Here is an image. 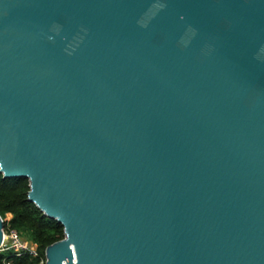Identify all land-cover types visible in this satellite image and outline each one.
Instances as JSON below:
<instances>
[{
  "label": "water",
  "instance_id": "obj_1",
  "mask_svg": "<svg viewBox=\"0 0 264 264\" xmlns=\"http://www.w3.org/2000/svg\"><path fill=\"white\" fill-rule=\"evenodd\" d=\"M0 167L46 264H264V0H0Z\"/></svg>",
  "mask_w": 264,
  "mask_h": 264
},
{
  "label": "trees",
  "instance_id": "obj_2",
  "mask_svg": "<svg viewBox=\"0 0 264 264\" xmlns=\"http://www.w3.org/2000/svg\"><path fill=\"white\" fill-rule=\"evenodd\" d=\"M29 181L24 178H4L0 173V215L11 214L12 220L4 221L5 231L19 227L27 228L37 244L39 256L35 258L29 252L17 255L13 250L0 252V264H37L44 258L48 246L64 238L63 226L48 218L29 200Z\"/></svg>",
  "mask_w": 264,
  "mask_h": 264
},
{
  "label": "built area",
  "instance_id": "obj_3",
  "mask_svg": "<svg viewBox=\"0 0 264 264\" xmlns=\"http://www.w3.org/2000/svg\"><path fill=\"white\" fill-rule=\"evenodd\" d=\"M11 233L10 238L13 241V244L8 245L7 238L8 236L4 232V239L2 242V245L0 247V252L7 251V250H13L17 255H20L24 252H29L31 255H33L35 258L39 256L38 248L35 249H28L20 240L18 234L14 233L12 230L9 232ZM46 252L44 258H41L37 264H46ZM4 264H12L11 262H5Z\"/></svg>",
  "mask_w": 264,
  "mask_h": 264
},
{
  "label": "rangeland",
  "instance_id": "obj_4",
  "mask_svg": "<svg viewBox=\"0 0 264 264\" xmlns=\"http://www.w3.org/2000/svg\"><path fill=\"white\" fill-rule=\"evenodd\" d=\"M13 216L11 214H4L3 219L10 223ZM14 233L18 234L19 240L28 248V249H35L37 247L36 242L33 240V235L31 232L25 227H19L17 229L12 230ZM10 231H5V234L8 236L7 243L8 245L13 244L12 239L10 238L11 233Z\"/></svg>",
  "mask_w": 264,
  "mask_h": 264
},
{
  "label": "clouds",
  "instance_id": "obj_5",
  "mask_svg": "<svg viewBox=\"0 0 264 264\" xmlns=\"http://www.w3.org/2000/svg\"><path fill=\"white\" fill-rule=\"evenodd\" d=\"M49 39H51V37H49ZM0 168H2V167H0ZM0 231H2V230H0Z\"/></svg>",
  "mask_w": 264,
  "mask_h": 264
}]
</instances>
